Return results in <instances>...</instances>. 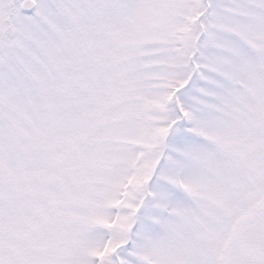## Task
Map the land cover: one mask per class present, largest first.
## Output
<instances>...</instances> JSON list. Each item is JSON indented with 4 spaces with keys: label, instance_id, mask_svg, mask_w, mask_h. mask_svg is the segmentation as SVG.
<instances>
[{
    "label": "snow or ice",
    "instance_id": "obj_1",
    "mask_svg": "<svg viewBox=\"0 0 264 264\" xmlns=\"http://www.w3.org/2000/svg\"><path fill=\"white\" fill-rule=\"evenodd\" d=\"M0 264H264V0H0Z\"/></svg>",
    "mask_w": 264,
    "mask_h": 264
}]
</instances>
